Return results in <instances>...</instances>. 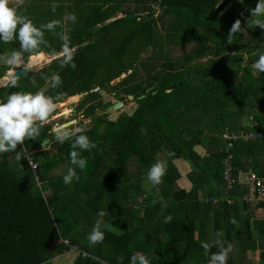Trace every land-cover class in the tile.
<instances>
[{
  "label": "trees",
  "instance_id": "trees-1",
  "mask_svg": "<svg viewBox=\"0 0 264 264\" xmlns=\"http://www.w3.org/2000/svg\"><path fill=\"white\" fill-rule=\"evenodd\" d=\"M219 1L48 0L50 7L43 15L47 22L63 20L67 13L77 17L76 23L64 22L72 45L78 49L77 69L61 68L54 61L30 75L44 87L42 76L58 72L63 85L45 91L63 93L62 101L85 94L74 107L90 119L83 134L97 147L82 153L88 165L83 172L77 169L79 182L65 185V174L52 173L70 166L71 142L59 144L52 127L45 126L40 137L17 149L28 147L38 165L40 188L27 159L17 161L15 153L0 155V264H48L72 249L77 251L74 264H119L120 256L123 264H129L136 252L147 255L151 264H207L200 244L215 239L217 231H222L220 239L225 246L233 245L228 264L264 263V204L244 202L248 190L240 180L250 171L264 178V73L254 72L251 66L234 60L240 56L231 55L257 52L264 45V30L251 25L247 29L242 12L230 14L227 26L213 20L219 10L239 5L238 0H223L215 8ZM54 3L55 13L51 10ZM129 4L136 7L129 10ZM152 5L161 8L155 17ZM120 13L122 17L108 22ZM165 17L164 37L181 47L182 56L163 63L160 56L141 58V51L156 44L158 21ZM237 19L247 33L228 45L227 34ZM120 25L128 26L121 36L117 35ZM46 35L51 47L59 50L62 42L54 34ZM206 55L210 59L200 69L205 72L188 78L191 72L200 71L193 63ZM256 59L254 55L252 61ZM158 66L162 69L154 72ZM114 79L119 81L111 85ZM20 90L37 89L22 79ZM9 91L0 88V98ZM105 91L114 101L102 100ZM129 96L135 110L109 119L108 107L116 102L125 104ZM247 116L257 123L255 130L262 132L263 138L235 141L227 148L222 134L250 130L249 122L243 120ZM205 123L212 135L208 138L205 133L197 134ZM45 140L48 146L40 151ZM197 147L204 153H198ZM228 156L234 179L231 188L223 179ZM158 160L167 163V174L158 186L167 203L163 210L160 203L153 206L157 189L146 179L148 169ZM177 161L187 162L188 168L180 170ZM141 174L145 177L140 178ZM100 210L108 212L102 218L107 225L102 229L106 239L90 246L87 236L100 219ZM168 215L173 220L164 223ZM232 218L236 224L230 223ZM216 251V247L211 249Z\"/></svg>",
  "mask_w": 264,
  "mask_h": 264
},
{
  "label": "clouds",
  "instance_id": "clouds-1",
  "mask_svg": "<svg viewBox=\"0 0 264 264\" xmlns=\"http://www.w3.org/2000/svg\"><path fill=\"white\" fill-rule=\"evenodd\" d=\"M243 3V0H238ZM24 0H0V44H18L19 47H13L10 50L0 52V87L10 89L4 98H0V155L15 153V159L21 161L27 159L28 165L32 169L38 167L37 163L29 154L28 147L17 151L19 145H24L26 141L35 140L40 137L45 126L56 119L58 109L61 108L63 93L58 92L56 95L48 94L45 89L56 90L63 85L62 76L58 72H51L42 76L45 81L44 87H39L35 76L30 75L35 70L54 61L59 62L61 68L70 67L73 71L77 69L75 56L77 46L72 45L70 30L65 29L66 21L76 23L75 13H67L63 20L55 19L47 23L37 25L28 15L21 11ZM57 5L54 3L51 10L55 13ZM251 19L248 25L253 28L264 30V0H257L253 9H249ZM243 15V13L241 14ZM61 31L57 32V29ZM247 29L242 27L240 19L235 20L227 34L226 42L231 45L233 39L238 35H245ZM46 33L54 34L62 43L59 50L52 48L46 39ZM50 49V51H46ZM254 55L258 56L251 67L258 73H264V52L257 51ZM18 70L20 73L18 74ZM28 79L36 91H26L21 89V80ZM12 89H17L12 91ZM85 128H76L70 130L67 124H60L52 127L51 133L54 134L55 140L63 145L70 141L69 163L66 174L63 176V183L71 185L73 181L79 182L80 176L77 169L85 171L88 165L87 158L82 156L85 151L97 147V144L83 134ZM43 150H46L48 142L44 141ZM167 174V163L158 160L147 171L146 179L156 188L152 200L153 206L157 203L162 205V210L167 207L166 201L158 190V186L163 183V178ZM162 214V213H161ZM100 219H97L88 234L87 239L90 246L102 244L105 239V232L102 230L107 227L103 223V217L108 215L106 210H100L97 213ZM173 220L171 215L164 219V223H170ZM230 223L236 224L235 218ZM222 231H217L216 238L212 241H201V248L204 255L208 258L207 264H228L230 254L233 252V245L220 239ZM216 247L218 251L211 252ZM209 253H211L209 255ZM124 257H118L119 264H123ZM129 264H151L147 255L136 252L130 257Z\"/></svg>",
  "mask_w": 264,
  "mask_h": 264
},
{
  "label": "rangeland",
  "instance_id": "rangeland-1",
  "mask_svg": "<svg viewBox=\"0 0 264 264\" xmlns=\"http://www.w3.org/2000/svg\"><path fill=\"white\" fill-rule=\"evenodd\" d=\"M256 2H257V0H249V3L251 5V7H248L243 12V19H244L243 21L245 23H248V20L251 19V13H250L249 9H253L255 7V5H256ZM249 3L248 2L243 3V5L240 6V9L245 7ZM127 6H129V10H132V9H134L136 7V6H134V4H129ZM49 7L50 6H49V3H48V0H44V1H36L35 0V2L24 3L21 6V11H23L25 15H28L36 24H41V23H47L46 18H44L43 15H45V11L47 9H49ZM151 7L155 11L154 12V17H155L161 11V8L157 7L156 5H152ZM237 9H238V6L230 7L225 12V14H223L222 11H221V12L217 13V15L215 17H212V19L213 20H218L219 19L220 21H223L224 24L227 26L229 24L228 16L230 14L234 13L235 11H237ZM138 16L141 17V16H143V14H139ZM120 17H122L121 13L118 14L116 16V18L109 19L108 22L112 21L114 19H118ZM166 17L163 18L164 19L163 21H158L157 31H156V39H155V43L156 44L154 46L146 49L143 52L141 51V53H140L141 58L152 57L153 55H155L157 57L160 56L161 63H163L164 60L165 61H176V60H179L180 57L182 56L181 47L177 48L176 46H173L164 37V29H163L162 23L165 24L167 22V18ZM108 22L106 21V23H108ZM127 28H128V26H126V25H125V28H124V25H122V26L120 25L118 30H117L118 31L117 35L121 36V35L125 34L127 32V30H126ZM46 34H48V33H46ZM15 46H16L15 43L9 44V45L0 44V50L3 52V49H5V47H7L8 49H11V48H13ZM190 48L191 47L188 46L186 48V52H188L190 50ZM8 49H5V50H8ZM250 55H248L246 53V57H244V61L242 62L243 65L251 66L250 64L253 62L252 60L254 58V54L251 53ZM209 59H210V57L207 56V55L206 56H202L200 59L196 60L193 63V68L194 69L199 68L198 70L202 69L206 65V63H207V61ZM235 61H238V60H235ZM49 65L50 64L45 65L42 68H39V69L35 70L33 73L39 72L40 70L49 67ZM161 69L162 68L160 66H158L154 70V72L160 71ZM202 71L203 70L193 71L190 74H188L187 77L191 78V77L197 76V75H194V74H198V73L200 74ZM254 72H256V71L254 70ZM140 73H142V72L140 71ZM118 81H119V79H114L111 82V85H115ZM82 97H79L76 101H72V102L68 101L69 98L63 100L61 103L64 104V105L61 106V108L58 109V112H57V115H56V119L52 120L51 123L48 124V125H50L51 127H54L56 125H60V124H63L65 122L74 120L75 119L74 117H76V119H75L76 122L72 126H70V130L74 131L76 128H80V127L87 128V127H89L90 119L86 118V117H84L82 115L83 111H81V110L78 111L74 107V105L76 103H78L79 100ZM102 100L105 103H107L109 101H114V98L112 97V95H111V93L109 91H105L103 96H102ZM205 104H206V102H205ZM119 108H121V109L120 110H115L114 112L107 113L106 115L108 116V118L111 119V120H114V119H116V117H119L121 115L127 116L128 114L132 113L135 110L136 106L134 105V103L132 102V99H131L128 102H126L125 104L122 103L121 107H119ZM108 109H110V108L108 107ZM106 111L107 110L103 111L102 113H105ZM100 112L101 111L99 109V110H96L95 113L99 114ZM243 120H244V123L246 124L248 122L247 121L248 120V116L246 118H244ZM208 128H209V125L207 123L203 124L197 134L201 135L202 133H205L204 135L207 138H208V135L212 136L211 134L207 133L208 132ZM43 148H44V145H42V146L40 145V151H42ZM196 150L200 154L204 153V151H203V149L201 147H197ZM158 158L162 159L163 157H162L161 154H158ZM177 167L180 170H184V169L188 168V164L185 161H182V162L177 161ZM66 171L67 170H66L65 167H59L56 170H54L52 175L60 176L62 174H66ZM240 180L243 181L244 177L240 176ZM182 184L184 185V187H187L186 181H182ZM256 213H257V215H259L258 212H256ZM76 255H77V251L72 249L68 253L63 254L60 257H57V258L53 259V261H51L48 264H74L73 261L76 258ZM251 264H259V263L256 260L255 261L252 260Z\"/></svg>",
  "mask_w": 264,
  "mask_h": 264
},
{
  "label": "built area",
  "instance_id": "built-area-1",
  "mask_svg": "<svg viewBox=\"0 0 264 264\" xmlns=\"http://www.w3.org/2000/svg\"><path fill=\"white\" fill-rule=\"evenodd\" d=\"M248 120L250 124V130L242 129L238 131H225L222 134V139L228 143L227 148H230L235 141L256 142L263 138V133L255 130V128H257V123L253 120V118L250 116L248 117ZM230 160L231 156H228L224 159L225 168L223 171V179L228 188H231L234 184V179L231 174L232 166ZM37 170L38 167L36 169L30 168L31 173L34 176L36 186L40 188L43 183L42 181H39L38 177L36 176ZM243 182L248 190L247 193L242 197L243 201L246 203L264 204V178L258 176L255 172L250 171L247 175L244 176ZM214 202L216 201L214 200ZM227 202L231 204L232 200L227 199ZM260 210L261 209L259 208V210L256 211L259 212Z\"/></svg>",
  "mask_w": 264,
  "mask_h": 264
},
{
  "label": "water",
  "instance_id": "water-1",
  "mask_svg": "<svg viewBox=\"0 0 264 264\" xmlns=\"http://www.w3.org/2000/svg\"><path fill=\"white\" fill-rule=\"evenodd\" d=\"M262 51V52H264V45L262 46V47H260L259 49H258V51ZM255 53V51L253 52V54ZM238 61L239 60H242V58H239V59H237ZM225 65V63H223V64H221V65H218V66H216V69H219V68H221L222 66H224ZM205 72V70H203L201 73H204ZM20 73V70H18V74ZM199 74V73H198ZM198 74H194V75H198ZM125 75H122L121 77H124ZM193 76V75H192ZM181 85V84H180ZM175 87V84H173V85H171V89H173ZM83 95H85V94H80V95H75V96H73V97H70L69 99H68V101L69 102H72V101H76L79 97H82ZM128 99L129 100H131L132 99V96H129L128 97ZM121 105H122V103L121 102H116L112 107H110V112H114L115 110H117L119 107H121ZM71 111V110H70ZM62 113V112H61ZM76 122V120L74 119V120H71V121H68V122H65V123H63V124H67V125H69V126H72L74 123ZM46 141V140H45ZM41 145H43V144H41ZM140 178H142V177H145V174H142L141 176H139Z\"/></svg>",
  "mask_w": 264,
  "mask_h": 264
},
{
  "label": "flooded vegetation",
  "instance_id": "flooded-vegetation-1",
  "mask_svg": "<svg viewBox=\"0 0 264 264\" xmlns=\"http://www.w3.org/2000/svg\"><path fill=\"white\" fill-rule=\"evenodd\" d=\"M36 1H44V0H36ZM27 2H35V0H24V3H27ZM246 2H248L249 3V0H243V3H246ZM241 5H243V4H241ZM241 5H238V9H237V11H235V13H237V12H244L245 11V9H247L248 7H251V5H250V3L249 4H247L245 7H243V8H241L240 9V6ZM230 7H225L224 8V10H228ZM225 13V12H224ZM50 35H52V33H49ZM263 46V45H262ZM261 46V47H262ZM260 48V47H259ZM258 48V49H259ZM258 49H257V51H258ZM251 53H253V52H251ZM251 53H249V52H247V54L248 55H250ZM231 55H237V56H240V57H237V58H235L234 60H237V59H239V58H242V60L240 61V62H243L244 61V57H246V52H237V53H231ZM251 56V55H250Z\"/></svg>",
  "mask_w": 264,
  "mask_h": 264
},
{
  "label": "crops",
  "instance_id": "crops-1",
  "mask_svg": "<svg viewBox=\"0 0 264 264\" xmlns=\"http://www.w3.org/2000/svg\"><path fill=\"white\" fill-rule=\"evenodd\" d=\"M222 2H223V0H220L219 2H218V4L215 6V8H218V7H220L221 6V4H222ZM243 4V3H242ZM239 5H241V3H239ZM157 6V5H156ZM158 7V6H157ZM231 7V6H230ZM222 11V13L223 14H225L224 12H226L227 10H224V9H221V10H219L218 11V13L219 12H221ZM3 51H6L5 49H3ZM0 52H2L1 50H0ZM2 69H0V74H2L1 71ZM0 88H2V87H0ZM66 254V253H65ZM60 257V256H59ZM261 264H264V263H261Z\"/></svg>",
  "mask_w": 264,
  "mask_h": 264
},
{
  "label": "bare ground",
  "instance_id": "bare-ground-1",
  "mask_svg": "<svg viewBox=\"0 0 264 264\" xmlns=\"http://www.w3.org/2000/svg\"><path fill=\"white\" fill-rule=\"evenodd\" d=\"M62 104V103H61ZM64 104H62V106H63ZM65 113V112H64Z\"/></svg>",
  "mask_w": 264,
  "mask_h": 264
}]
</instances>
